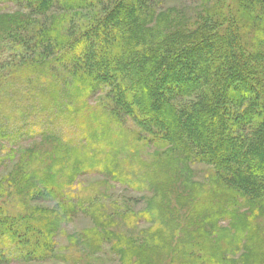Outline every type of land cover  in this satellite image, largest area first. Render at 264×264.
Here are the masks:
<instances>
[{"label":"trees","instance_id":"obj_1","mask_svg":"<svg viewBox=\"0 0 264 264\" xmlns=\"http://www.w3.org/2000/svg\"><path fill=\"white\" fill-rule=\"evenodd\" d=\"M165 3L0 0L2 49L8 52L0 63V100H38L42 111L59 114L46 119L60 128L48 140L67 150L47 152L44 179L34 168L28 177L17 171L8 177L15 181L0 183L1 260L52 258L51 229L67 217L66 211L71 214L79 198L64 200L50 212L36 208L37 217L29 214L26 200L63 198L58 180L71 183L81 169L108 176L113 163L102 155L113 147L111 136L117 131L146 139L148 145L173 146L168 156H155L156 163L178 167L177 154L186 155L187 188L195 194L203 228L198 237L187 233L186 244L172 249L171 264H228L227 255L232 258L243 247L240 264L263 261L253 255L263 256L255 218L264 216V0H204L191 15ZM9 4L17 9L6 11ZM248 24L260 29L259 50L250 51V38L243 36ZM27 80L33 84L25 86ZM98 93V106H88ZM20 106L15 105L20 117L13 131L34 124L27 107ZM127 123L141 127L125 128ZM63 128L75 134V150ZM103 143L99 153L96 146ZM36 158L30 154L26 161L31 166ZM187 164L212 170L211 186L196 184ZM152 200L149 213L161 226L156 233L162 241L176 237L182 221L164 210L162 192ZM206 204L210 208L203 209ZM220 222L228 224L221 229ZM234 236L240 244L230 253Z\"/></svg>","mask_w":264,"mask_h":264},{"label":"rangeland","instance_id":"obj_2","mask_svg":"<svg viewBox=\"0 0 264 264\" xmlns=\"http://www.w3.org/2000/svg\"><path fill=\"white\" fill-rule=\"evenodd\" d=\"M202 1L204 0H166L164 5L176 4L185 11L186 15H191L193 10L200 7ZM4 6H7L6 11L17 9L13 4ZM247 28L251 30H247ZM253 28L254 25L248 24L243 31V36L250 38V51L259 50L257 45L262 40L257 36L260 29ZM3 38L0 35V63L8 55V52L5 51L7 47L2 49ZM262 74L264 75V66ZM100 81L103 82L104 79ZM31 84L33 81L27 80L24 85ZM99 95L100 93L93 95L87 100L88 106H98L97 96ZM16 103L21 105L20 107H27L24 109L26 116H32L35 120L31 126L26 124L25 127H17L13 131L12 128L20 117L16 114ZM0 104L2 105L0 107V123L2 124L0 126V183L7 180L15 181L8 177L14 176L17 171L20 175L24 174L28 177L34 168H36L39 177L44 179L46 167H49L50 162L47 154L60 152L61 155V152L67 151L66 148L61 150L58 145L48 140L49 135H52L51 131L57 130L58 127L46 119L59 114L48 109L42 111L43 105H40L38 100H0ZM66 105H71V103L67 101ZM42 113H44L42 123L39 124L38 121ZM121 115L125 118L127 114L122 110ZM151 118L154 119L153 116ZM54 120L57 122L56 119ZM37 123L38 129L34 127ZM124 125H128L125 128L140 129L139 127H141H135L132 124L130 126V123ZM30 129L32 131H29ZM59 130L60 128L56 134ZM19 131L22 133L16 134ZM63 132L66 135L64 138H67L68 142H72L73 147H71L75 150V140L72 138H75V134L69 133L65 128H63ZM111 139H113V147L103 152L102 155L110 157L104 159H109L110 163H113L108 176H103L97 169H81L71 183L69 181L66 184L62 179L58 180V183L64 185L63 198L49 197L48 201L37 198L31 201L26 200L28 204L25 205L29 208V214L37 217L38 215L34 211L36 208H48L50 212L60 206L64 200L67 202L73 197L79 198L74 202L75 208L71 209V214L66 211L67 217L61 221L59 226L56 224L57 228L51 229L49 256L52 258L44 261H25L16 258V255L12 260L10 258L1 260L2 256L0 255V264H171L175 255L172 249L181 242L183 245L186 244L187 233L195 232L194 236L198 237L199 231L203 228V221L198 219V213L201 210L195 204V194L187 188L189 172L184 170L186 158L184 156L186 155L183 152L177 154L176 157L181 161L178 167L172 162L156 163L155 156L163 155L164 152H167L168 156L173 146L148 145L146 139L137 141L117 131H114ZM96 147L100 153L105 144H99ZM30 154L37 157L38 163L35 161L30 166V162H27L29 160L26 161V157ZM46 160L48 161L47 166L43 163L40 164ZM187 165L188 169H191V177L196 184L203 185L201 186L203 188H208L206 185L211 186L210 173L212 170L201 164ZM157 176L161 181L159 184H154ZM17 177L19 176L14 178ZM46 178L50 180L47 175ZM157 192L163 193L162 204L165 205L164 210L167 214L176 222L177 220L182 221L177 223L179 226L178 235L176 237L169 236L166 241H162L156 233L161 226H158L152 214L149 213L153 203L152 199ZM207 206V204L203 206V209ZM255 223L257 224L256 230L259 229L261 234L258 248L259 251L261 249L263 256L258 252L253 255V259L257 260L258 256H261L263 261L258 260L257 264H264V216H256ZM227 224L228 222H220L219 226L222 229ZM205 231H210V228ZM240 237L239 235L238 241H240ZM235 242L234 236V242L229 249L230 253L233 250H238L240 243L236 244ZM247 246L246 249L250 250L249 244ZM239 250L241 251L239 252ZM239 250L232 258L231 255H227L228 259L225 260L228 264L241 263L240 258L243 256L244 247ZM246 252L245 254H247ZM8 254L11 255V253ZM187 264L192 263L188 262ZM202 264L207 263L203 262Z\"/></svg>","mask_w":264,"mask_h":264}]
</instances>
